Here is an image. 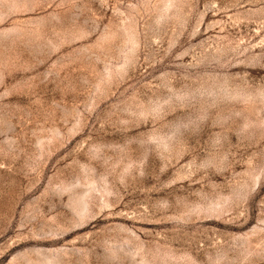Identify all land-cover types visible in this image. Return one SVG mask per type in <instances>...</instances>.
<instances>
[{"label":"rangeland","instance_id":"1","mask_svg":"<svg viewBox=\"0 0 264 264\" xmlns=\"http://www.w3.org/2000/svg\"><path fill=\"white\" fill-rule=\"evenodd\" d=\"M0 264H264V0H0Z\"/></svg>","mask_w":264,"mask_h":264}]
</instances>
